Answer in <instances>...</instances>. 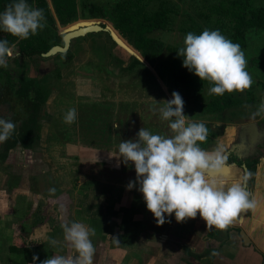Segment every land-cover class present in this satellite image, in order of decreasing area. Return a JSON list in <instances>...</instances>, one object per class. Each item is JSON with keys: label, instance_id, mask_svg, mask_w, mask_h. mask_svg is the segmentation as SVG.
Segmentation results:
<instances>
[{"label": "rangeland", "instance_id": "rangeland-1", "mask_svg": "<svg viewBox=\"0 0 264 264\" xmlns=\"http://www.w3.org/2000/svg\"><path fill=\"white\" fill-rule=\"evenodd\" d=\"M65 1L68 2L67 0L26 1L33 8L43 9L44 23L51 43L60 44V32L64 28L77 27L92 21L93 17H89L86 13L85 1L87 3L97 1L99 5L102 4L101 16L93 19L103 22L111 30L115 29L113 17L115 1L75 0V12L71 14V19L69 22L61 24L56 17L67 15ZM220 1H170L176 11L173 14L169 13L171 26L167 30L152 32L159 37L162 48L157 54H149L147 58L125 48L116 42L109 32L102 31L73 39L69 51L73 54V59L65 65L64 60L67 55L64 53L48 59L34 55L27 59L19 58L16 61V63L22 61V64L30 62L34 69L44 65H55L56 62L58 64L61 62L63 66L60 78L47 76L44 79L51 89V94L40 118V132L43 131L42 135L48 137L47 150L50 154H57L58 146L61 147L58 152L62 154L61 157L64 160H62L63 165H59L67 170H65L64 177L59 180L52 181L48 174H46L47 176L42 174L37 179L30 177V183L35 187L29 185L34 189V196L39 203H44L45 200L48 202L52 197L59 195L57 192H52V189H62V187L65 189L66 187L69 193L65 195L69 196L70 206L68 210L63 209L62 212L65 221L68 219L67 222H77V218L79 219L77 204L80 201L78 198L80 185V188L88 186L92 189L97 186V188L95 187L96 193L100 195L96 197L92 192H89L85 201L94 203L103 201L101 184H109L113 189L117 188V192L118 188L122 189V192L116 193V195L125 203L131 193L124 194V186H127L129 181H136V172L132 162L125 164L122 158L115 156L119 155V144L121 141L136 139V134L142 127L153 134L173 135L168 127L169 122L162 120L159 112H154L153 109L162 106L164 100L172 99L174 91L178 92L184 100L183 111L186 118L194 122H203L209 129V135L211 131L213 133L215 130L217 131V128L212 126L213 122L231 123L243 119L242 113L245 109L253 106L256 95H260L261 89L264 87V33L250 35L247 47L241 49L247 60L246 71L252 77L253 83L249 89L243 92L236 91L239 103L228 107L225 112L193 110L192 106L194 105L190 103L192 97L181 89L178 81L183 70V57L178 56L176 50L178 42L184 40L187 31L190 30L188 26L198 24L206 26V18L199 15L201 9L197 8L198 4L213 5ZM255 1L257 6H264V0ZM157 5V2L153 3L151 9L155 10ZM60 12L63 15H60ZM211 17L209 23H212L213 20L215 22V16ZM52 18L55 19L56 24L53 23L54 19ZM218 26V24L215 25L217 29H219ZM137 55L140 57L141 64L127 69L134 58H137ZM261 63L262 65H259ZM209 88L210 86L206 85L203 90L205 94L202 95L207 97ZM251 98L252 102H248ZM202 99H204L203 96L200 97V100ZM51 102L53 104L50 106ZM73 107L77 110V119L74 123L67 124L63 120L64 114ZM209 138L210 136L207 140ZM42 145L39 142L35 149L36 153L39 152ZM43 148L44 146L42 150ZM238 153L241 154V152ZM34 154H30L32 158L27 157L25 156L28 155L27 152L22 153L16 148L10 154L11 157L6 160L7 162L0 160V168L11 172L15 162L33 159ZM20 174L23 173L20 172ZM51 187L53 188L50 189ZM138 188L139 184L136 183L132 189V199L140 195ZM120 205L118 206L120 207ZM40 212L41 207H38V217L45 216ZM42 212L44 211L42 210ZM45 217H48L50 221L60 220L59 213L54 210L48 212ZM143 222V225L147 227L149 222L146 220ZM151 227L157 229L156 225ZM58 234L60 240L61 235ZM94 236L96 237V233ZM111 236L109 234V238ZM108 239L92 242L95 243L96 250L93 256L94 263L100 261L104 256L105 242L111 246ZM62 240L64 241V235H62ZM135 250H140V247ZM69 252L70 249H66L64 243L61 254L66 256V253L69 254Z\"/></svg>", "mask_w": 264, "mask_h": 264}, {"label": "crops", "instance_id": "crops-1", "mask_svg": "<svg viewBox=\"0 0 264 264\" xmlns=\"http://www.w3.org/2000/svg\"><path fill=\"white\" fill-rule=\"evenodd\" d=\"M263 97V92L256 95L253 106L248 108L252 110L249 114L258 110ZM245 117L231 123L213 122L212 126L216 127L217 131L215 130L214 133L211 131L208 135L209 140L199 145L209 152L220 148L225 158L223 167L211 174L210 179H215L226 186L240 182L249 193V199L255 201L254 208L239 213L228 226L230 230L227 239L215 241L214 238L209 237L210 229H207L206 222L199 214L195 218L179 223L175 220L174 213L172 216L165 214L166 222L158 225L153 214L146 208L143 194L140 192V195L132 199L133 188L129 190L125 185L124 194H131L126 198L125 203L118 197L121 202L116 205V208L119 204L131 207L136 202V198H139V211L133 217L135 221L140 222L138 226H135L136 231L138 230L137 239L133 244L124 247L108 246L105 242L104 256L93 264H209V256L206 255L209 246L218 248L213 260L214 264H264V113L257 115L256 119L247 123L244 120ZM42 134L43 131L40 145L43 144L44 148L42 150L40 147L33 159L15 162L11 172L0 168V264H33L36 252L40 253L45 250L46 259L54 254L62 255L64 243L65 248L69 249L67 242L62 240L64 233L61 227V224L65 222L62 210H68L70 206L69 196L65 195L69 193V190L66 187L53 190L51 187V191L59 195L52 197L48 202L45 200L44 203H39L31 187L35 186L29 180L32 171L43 174V176L48 174L53 181L63 178L67 170L60 166L63 165L62 160H64L61 157L62 154L58 152L61 147L58 146L57 154H50L47 150L48 137ZM230 147L237 148L242 154L230 155ZM27 154L25 156L31 157L29 152ZM38 156L41 161L37 164L34 160ZM64 164L67 165V163ZM80 187L81 185L78 187L80 201L77 204L80 216L77 222L95 230L96 237H90L92 242L105 241L109 238V234L112 235V239L110 237L108 240L112 241L122 234L123 231L116 225L113 232L107 234V238L104 239L102 233L92 226L85 208L94 202L85 201V194L92 192L96 195L97 186H94V189L88 186ZM113 191L121 193L122 189L118 188L117 192V188H114ZM38 207H41L40 213L45 216L54 210L59 213L60 220L50 221L45 216L39 218ZM121 217L122 214L117 219L118 224ZM144 220L149 222L147 227L143 225ZM153 225H156L157 229H153L151 227ZM58 233L61 235L60 240ZM53 239L58 242L55 246L50 243ZM249 241L250 244H247ZM137 247H140V250H135ZM72 254L75 255L74 251ZM35 264H40V262L36 261Z\"/></svg>", "mask_w": 264, "mask_h": 264}, {"label": "clouds", "instance_id": "clouds-1", "mask_svg": "<svg viewBox=\"0 0 264 264\" xmlns=\"http://www.w3.org/2000/svg\"><path fill=\"white\" fill-rule=\"evenodd\" d=\"M43 9L31 7L26 0H13L0 12V31L19 39H28L43 29ZM15 45L7 39L0 40V67H8V59L14 55ZM183 57V67L212 86L208 95L222 96L225 92H243L253 83L246 71L247 60L239 44L234 43L217 30L204 29L200 34L188 32L183 46L177 50ZM184 100L178 92L163 105L154 108L160 118L169 122L171 136L153 134L141 128L136 139L121 141L118 156L127 164L132 162L136 181H129L131 190L136 183L143 194L146 208L158 225L166 222L165 214L184 222L197 214L206 222L207 229H226L244 210L255 207L249 193L240 182L230 186L210 179L224 165L221 149L206 151L199 145L208 139L209 130L203 122H194L184 114ZM264 113V102L258 106L253 117ZM77 119L76 108H69L63 120L72 124ZM16 125L10 119L0 118V143H4L14 132ZM64 240L71 250L68 255H53L40 264H93L95 248L90 239L95 230L81 222L61 224ZM55 246L58 242L51 240ZM74 251L75 255L72 254ZM39 259L33 257V264Z\"/></svg>", "mask_w": 264, "mask_h": 264}, {"label": "trees", "instance_id": "trees-1", "mask_svg": "<svg viewBox=\"0 0 264 264\" xmlns=\"http://www.w3.org/2000/svg\"><path fill=\"white\" fill-rule=\"evenodd\" d=\"M33 1V0H26ZM43 1V0H39ZM59 1V0H58ZM65 6H67L66 16H59V21L67 23L71 19V14L75 12V0H67ZM114 9L113 17L115 20L114 32L118 38L128 45L130 48L136 50L140 56L146 57L149 54H157L161 50V42L158 36L154 33L156 30L169 29L171 26V20L169 13L175 11V6L170 4L169 0H113ZM153 1H157L158 5L155 10H152ZM196 1V0H195ZM13 2V0H0V9L4 11L5 7ZM102 4L99 5L97 1L87 3L85 1L86 13L89 17L94 19L101 16ZM200 10V16L210 18L212 15L215 16V22L211 23L213 28L218 24L219 31L221 34L226 36L228 39L240 45L241 49L247 47L248 39L250 35L256 33H264V6H257L255 0H221L219 3L213 5L201 4L197 6ZM60 15L61 12L59 13ZM92 21L95 22L97 20ZM54 19V18H52ZM53 21V20H52ZM56 24L55 19L53 21ZM197 24V23H196ZM217 30V29H214ZM63 31L60 32V38L62 41ZM9 44L17 40L18 43L13 51H18L22 55H40L47 52L54 43H51L48 38V30L44 27L38 30L36 35H30L28 39H19L6 33V37ZM64 65L69 63L73 59V54L68 52ZM137 64H141L140 59L134 58L132 63L127 69L134 68ZM52 75L56 78H60L63 68L62 63L57 62L53 66ZM126 69V68H123ZM181 89L188 93L191 97L190 103L193 110L202 112H225V109L231 107L235 103L238 104L237 99L238 92L236 91L224 95H202L204 93V87L212 86L208 81H201L198 76L193 72H190L187 68H183L181 76L179 77ZM34 84V87L31 85ZM20 89L21 94L24 98H29L30 107L33 112L30 118L23 122L18 130H14L11 136L6 142L0 143V160L6 162L10 156V150L21 144L22 149L29 152L31 155L35 153V149L41 140V124L40 118L44 111V105L51 93V89L48 84L40 81V79H25L22 81ZM32 89L33 97H30V90ZM203 96L204 99L200 100ZM33 98V99H32ZM236 99V100H235ZM252 102V98L248 100ZM252 111V110H251ZM250 110L245 109L242 113V117L247 116ZM40 157L38 156L34 163H40ZM42 174L32 171L31 178H40ZM101 194L104 196L103 201L97 203H91L86 206V211L90 223L96 230L102 233L104 239L107 238V234L112 233L116 225L123 231L122 234L115 237L110 241L111 246L124 247L126 245L133 244L137 239L136 227L139 225V221L133 219L134 215L139 211V198H136V202L131 207L121 206L116 208L119 202L118 196L113 191L112 185L101 184ZM87 197L88 194H85ZM96 197L100 195L96 194ZM87 200V198H85ZM122 214L119 224L117 219ZM135 227V229H133ZM230 228L227 227L224 230L211 228L208 231L209 237L214 238L215 241H222L228 238ZM218 248L209 246L206 255L209 256V264H214L213 260L217 254ZM44 252H36V256L39 257L38 262L45 259ZM42 259V260H40Z\"/></svg>", "mask_w": 264, "mask_h": 264}, {"label": "flooded vegetation", "instance_id": "flooded-vegetation-1", "mask_svg": "<svg viewBox=\"0 0 264 264\" xmlns=\"http://www.w3.org/2000/svg\"><path fill=\"white\" fill-rule=\"evenodd\" d=\"M169 1H173V0H169ZM156 2L157 1H155V2L153 1V3H156ZM2 11L3 10L0 9V12H2ZM174 12H176V11H173L172 14ZM56 18L59 19L60 17L57 16ZM211 18L212 17H210L209 19H211ZM209 19L206 18V21H207V23H205L206 26H204V24L203 25L198 24L195 26H191V25L188 26L190 28V30L187 32H193L195 34H200L204 29H209V30L217 29V28L212 27L211 23H209ZM190 22H192V21H190ZM195 23H197V22H195ZM164 30H167V29H164ZM5 37H6V33L0 31V40L5 39ZM16 41L17 40L12 41L10 43V46L11 45L16 46L18 44ZM54 45H58V44H54ZM54 45H52V46H54ZM59 45H64L63 35H62V41L60 42ZM182 46H183V40H180L176 46L177 47L176 50H178ZM14 49H15V47H14ZM69 51L70 50H68L64 54H67ZM16 52H18V51L17 50L14 51V53H16ZM58 54H63V53H58ZM57 55H55V56H57ZM31 56H34V55L26 56V55H22L19 53V55H14L12 58L8 59V67L7 68L0 67V108L4 112H6V109L4 108L3 105H5L6 102H10V104L12 105V108L15 112L14 116L12 117V122L16 125L15 130H18L20 128V126L23 124V122H25L26 120H28V118H30L31 113L33 112V110L30 107V104H29L31 99H29L27 97L24 98L21 94L22 90L20 89V87L22 86L21 85L22 81H25V79H35V80L40 79V81L44 82V79L47 78V76H53L52 75V73H53L52 69L54 68L53 67L54 65H49V66L44 65L40 68L34 69L33 66H31L30 62L22 64V61H19L16 63V61H18L19 58H22V59L26 58L27 59ZM41 57L46 58V59L51 58V57H44L43 55ZM259 65H262V63ZM263 65H264V63H263ZM182 71H181V73H182ZM181 73H180L179 77L181 76ZM179 77H178V81H179ZM45 84H47V83H45ZM179 84H180V81H179ZM34 86H35L34 84L31 85V87H34ZM180 87H181V84H180ZM32 89L33 88H31V90H30V97L35 98L34 97L35 95H33ZM261 90H262L263 95H264V87ZM202 93H204V91ZM2 106H3V108H2ZM44 107H45V105H44ZM251 115H253V114H249L248 116H246L244 118L246 123L251 122L254 119H256V116H255L254 119L252 120V118L250 117ZM0 118H4V117L0 114ZM229 150H230V155H232V154H235V151L238 149L235 147H234V149L232 147H230ZM228 151H226V152H228ZM239 152H241V151H239Z\"/></svg>", "mask_w": 264, "mask_h": 264}, {"label": "water", "instance_id": "water-1", "mask_svg": "<svg viewBox=\"0 0 264 264\" xmlns=\"http://www.w3.org/2000/svg\"><path fill=\"white\" fill-rule=\"evenodd\" d=\"M115 28V27H114ZM102 31H107L109 32L113 38L115 39L116 42L120 43L122 46H124L125 48L131 50L134 53H138L136 50L130 48L128 45H126L125 43H123L118 36L115 34L114 29L111 30L109 27H106L105 24L101 21H90V23H85V25H81V26H77V27H66L63 30V40H64V45H54L52 46L47 52L43 53L44 57H54L55 55H57L58 53H65L68 50H70L71 47V42L73 39L75 38H79V37H84L90 33H96V32H102ZM133 53V54H134ZM139 54V53H138ZM137 57L140 59V57L137 55ZM262 102H264V97L262 98ZM4 108L6 109V112H4L3 110H1L0 108V114L5 118V119H10L12 121V117L14 116L15 112L12 108V105L10 104V102H6L5 105H3ZM2 106V108H3ZM252 118V120L254 119L253 115L250 116ZM18 150L21 151L22 146L21 144H18L17 147ZM11 149L10 150V154H12L15 149ZM23 152H33V151H26L23 150ZM239 151L236 150L235 154L239 156ZM11 156H9L10 158ZM13 158V157H12ZM247 244H250V241L247 242Z\"/></svg>", "mask_w": 264, "mask_h": 264}]
</instances>
